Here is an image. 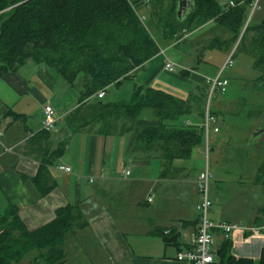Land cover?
<instances>
[{
	"label": "crops",
	"instance_id": "obj_1",
	"mask_svg": "<svg viewBox=\"0 0 264 264\" xmlns=\"http://www.w3.org/2000/svg\"><path fill=\"white\" fill-rule=\"evenodd\" d=\"M219 3L223 6L227 2ZM141 14L158 42L160 52L131 72L123 82L109 85L103 98H98L96 93L83 98L85 77L81 88L75 90V82L70 84L56 70L33 61L0 77V216L14 206L26 227L36 230L52 222L59 209L68 205L78 206L84 225L67 237L63 264H186L178 261L176 256L192 246L199 226L196 180L206 165L205 144L195 147L189 158L175 159L166 170L167 175L163 176L164 168L158 154L143 152L136 146L139 130L160 124L154 113H141L133 131L109 135L101 134L97 123L82 130L68 123V116L82 104L129 100L137 86L161 90L184 100L199 97L204 89L207 92L208 84L198 66L179 73H169L164 69L168 59L180 62L178 59L182 53L178 47L181 42L161 38L154 30L148 8L143 7ZM263 20L264 13L255 24H261ZM213 23L210 21L185 37V40L190 39L191 45L202 49L197 64L218 36ZM209 32L216 34L204 46L201 39ZM221 50L229 51L227 48ZM210 65L206 64V69L201 71L210 73L213 67ZM184 71L189 73L184 74ZM258 76L251 81L254 82ZM111 88H114V94L109 98L108 90ZM46 104L52 105L60 116L51 131L42 129ZM223 104L221 101L213 107L218 115L221 109H227V105L221 107ZM198 109L194 104V112L182 117L181 123L200 126L203 119ZM219 127V132L210 135V152L225 144L230 146L226 134L223 135V121ZM255 127L253 125L251 135ZM237 148L240 150L242 145ZM215 156L217 167L221 168H216V172L212 168L213 179L221 184L231 180L237 191L229 188L213 190L211 185V218L216 222L257 225L264 202L259 206L247 204L249 211L243 209L245 204L240 205L239 202L246 198L241 188L249 189L255 195L254 188L260 187L264 194L262 184L256 178L258 168L254 178L250 179L246 177L245 154L244 157L238 155L236 166L229 164V156ZM221 162L224 164L219 166ZM59 165L70 166L72 172L59 171ZM42 168L47 172L42 180L44 185L40 186L36 177ZM125 169L130 170L127 178L123 174ZM231 175L233 178L228 179ZM47 185H53V188L45 192ZM216 202H219L218 209L214 207ZM166 236L173 241L168 243ZM247 236L249 234L242 231L231 236L215 231L214 249L218 258L215 264H220L217 252L227 240L235 258L258 264L264 249V232L252 235L246 241ZM32 254L33 258L36 252Z\"/></svg>",
	"mask_w": 264,
	"mask_h": 264
},
{
	"label": "trees",
	"instance_id": "obj_2",
	"mask_svg": "<svg viewBox=\"0 0 264 264\" xmlns=\"http://www.w3.org/2000/svg\"><path fill=\"white\" fill-rule=\"evenodd\" d=\"M178 2L0 0V77L33 61L56 70L70 84L83 74L84 99L113 83L119 84L160 52L158 42L142 19L141 9L145 7L149 9L154 30L163 40L182 42L186 35L210 21L220 27L221 33L228 35L225 38L216 36L210 47L227 48L230 52L240 39L236 51L241 46L253 57L254 67L259 72L253 89L263 91L264 20L261 24H251L250 21L242 34L250 12V1L224 11L218 0H193L195 7L183 20L177 16ZM246 38L247 42L244 41ZM207 97L208 89L207 92L205 89L201 91L199 97L184 100L161 90L137 86L129 100L82 104L68 116V123L77 130L97 123L99 132L109 135L133 131L141 113H154L160 124L139 130L136 146L146 153L156 152L164 168L162 175L166 176V170L175 159L189 158L195 147L205 144L202 127L186 125L181 119L194 112V104L198 105L203 119ZM211 111L218 117L213 107ZM263 116L264 108H260L255 117L261 123ZM260 161L256 178L264 189V151ZM46 172L47 169L42 168L36 177L40 186L44 185L42 180ZM52 188L53 185H47L45 192ZM261 215L257 225H264V207ZM83 225L81 209L68 205L56 212L52 222L29 230L18 209L12 206L0 216V264H22L29 252L36 254L27 264H63L67 237ZM166 240L168 243L173 241L167 236ZM217 256L220 264H254L251 260L235 258L228 240L220 247ZM258 264H264V249Z\"/></svg>",
	"mask_w": 264,
	"mask_h": 264
},
{
	"label": "rangeland",
	"instance_id": "obj_3",
	"mask_svg": "<svg viewBox=\"0 0 264 264\" xmlns=\"http://www.w3.org/2000/svg\"><path fill=\"white\" fill-rule=\"evenodd\" d=\"M223 1V0H218ZM228 2V0H225ZM264 1L262 0L260 3V9L255 12L251 19V24H255L259 21V16H261L262 13H264ZM263 9V10H262ZM213 27L216 28L217 35L221 37L223 35V38L227 37L228 35L225 33H221V29L217 24L213 23ZM215 25V26H214ZM209 28V27H208ZM207 29V28H205ZM215 33V34H216ZM213 33L209 32L208 34L204 35V38L201 39L203 42V45H207L209 42V39H212L214 37ZM243 34V33H242ZM241 34V36H242ZM240 36V38H241ZM196 37V36H195ZM240 39L237 41L235 45L232 46L230 49V52L219 49L218 47L214 49L211 47L210 49H207L203 52V55L200 56V63H198L197 58L199 53H201L202 49L200 47L195 46L194 44L191 45V41L185 40L182 41L179 45V49L181 50V57L178 59L180 62H176L180 64L181 68H177V72H181L183 69H191L195 66L199 67L200 74L203 77H215L219 72L218 68L222 67L225 59L230 54H235L234 56V65L227 69L224 73V77H226L229 80V86L227 89V92L223 95L216 94L214 98L212 99V107L215 108L216 104L220 103L221 101L225 103L226 108L222 110V108H225V105H219V108L221 109L219 112V121H223V135L227 137L226 140L230 142V146L227 144L221 147H217L214 152H210V159L212 163V168L216 172L217 167L216 163V156L218 157H224L227 158L230 157L231 161H229V164L231 165H237V159L238 155L241 154L242 157H244V154L247 156V172L246 177L253 179L255 176V172L258 168L259 163L261 162V156L262 151H264V132L260 135L255 136V132L257 129H260L262 122L256 121L255 114L260 108H264V90L263 91H255L253 89L254 82H252V79H255L256 76L259 74V72L254 68V60L243 51V48L240 46L239 50L236 51L238 47ZM244 41H248V38H246ZM212 64L210 66L212 67V71L210 73H203L206 69V64ZM216 66V67H215ZM202 70V71H201ZM210 74V75H208ZM84 81L83 74H79L74 85L73 89H80ZM259 86H262V83H259ZM108 97L113 96L114 94V88H111L108 90ZM229 108V110H228ZM228 112H227V111ZM221 119V120H220ZM255 125L256 129L253 128L252 135H251V129ZM255 129V130H254ZM210 143L211 139H210ZM242 145V148L238 150V146ZM246 145L245 148L243 146ZM220 160V159H218ZM221 164H224V162L219 163V166ZM242 164V163H241ZM214 174V172H213ZM252 176V177H251ZM217 177H219V174H217ZM228 178V177H227ZM233 175H231L228 179H232ZM211 182L213 190H226V188L232 189V191H237L236 186H234L233 182L221 184L220 182L216 181V179H212ZM217 187V188H215ZM255 195L250 192L249 189L244 190L241 188V192H245L246 198H242L240 200V205H243L242 208L246 210L248 206L247 204H251L253 206H259L264 202V194L260 190V187L254 188ZM224 196H222L223 198ZM218 203L216 202L214 207L215 209H218ZM222 210V207L219 208ZM247 211H249V208H247ZM241 214V213H237ZM243 218V217H242ZM34 254L32 252L27 253L25 257L22 260V264H26L28 260L32 258ZM216 260L218 261V258L216 257ZM41 264V263H40Z\"/></svg>",
	"mask_w": 264,
	"mask_h": 264
},
{
	"label": "built area",
	"instance_id": "obj_4",
	"mask_svg": "<svg viewBox=\"0 0 264 264\" xmlns=\"http://www.w3.org/2000/svg\"><path fill=\"white\" fill-rule=\"evenodd\" d=\"M250 1V12L247 18V21L244 25L242 33L246 30L248 24L250 23L254 13L260 9V3L262 0H229L226 4L223 5L224 11L229 10L230 8L244 4L245 2ZM234 65L233 54H229L225 59L220 71L215 77H206L205 80L208 84V97L205 105V116L201 123V127L204 130L205 136V146L204 154L206 157L205 168L199 173L196 183L198 188L199 200L196 205V209L199 215V226L197 232L194 236L192 246L190 248L180 251L176 259L180 262L186 264H215L216 263V253L214 249V235L215 231H221L226 236H231L236 232L248 233L249 236L246 237V241L251 238L252 235L261 234L264 232V225H245L241 222H227L214 221L211 216V208L213 201L211 198V182L213 179V171L210 163V135L211 133L219 132V119L212 113V99L216 94L223 95L227 92L229 86V80L224 77V73L227 69L231 68ZM177 68H181L180 64L167 60L164 64V69L169 73L177 72ZM98 98H103L106 95V89L100 90L96 93ZM60 116L54 107L50 104L44 106V119L43 127L44 131H51L55 126ZM186 125H190L186 123ZM59 171L65 173H71L72 169L67 165L57 166ZM124 177L130 176V170L125 169L123 171ZM92 181V180H91Z\"/></svg>",
	"mask_w": 264,
	"mask_h": 264
},
{
	"label": "water",
	"instance_id": "obj_5",
	"mask_svg": "<svg viewBox=\"0 0 264 264\" xmlns=\"http://www.w3.org/2000/svg\"><path fill=\"white\" fill-rule=\"evenodd\" d=\"M195 7L193 0H179L177 16L180 20H183L191 10ZM262 125L260 129H257L255 132L256 135H260L264 132V116L261 118Z\"/></svg>",
	"mask_w": 264,
	"mask_h": 264
}]
</instances>
